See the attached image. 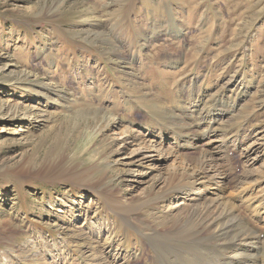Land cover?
<instances>
[{"label": "rangeland", "instance_id": "rangeland-1", "mask_svg": "<svg viewBox=\"0 0 264 264\" xmlns=\"http://www.w3.org/2000/svg\"><path fill=\"white\" fill-rule=\"evenodd\" d=\"M174 116L198 148L177 152ZM124 129L174 157L141 165ZM202 150L225 193L199 203L261 180L233 201L264 233V0H0V264H182L151 236L187 223L163 198Z\"/></svg>", "mask_w": 264, "mask_h": 264}, {"label": "bare ground", "instance_id": "bare-ground-1", "mask_svg": "<svg viewBox=\"0 0 264 264\" xmlns=\"http://www.w3.org/2000/svg\"><path fill=\"white\" fill-rule=\"evenodd\" d=\"M96 34L99 37L103 36V34L100 33ZM94 115L95 117L92 119L93 121L95 120L94 123L97 122V124H104L103 126H101L103 127V131L113 129V127L118 124V122L111 116H107L105 114L97 112H95ZM85 120L87 123L90 122L89 119ZM169 123L172 124L171 128L174 127V133L184 139L179 142V145L174 146L177 152H182L181 150H178L181 147H197L196 144L193 145V134L195 131H192V133L187 134V132H185L184 130L188 127L193 130L192 126L182 124L179 119L175 118V116L172 117ZM95 127V125H92L89 127V129H93ZM200 127V125L196 124L197 129H199ZM97 132H99V129H97ZM134 132L135 131L132 132L129 129H124L123 131L119 132V135H121V137L123 138L124 146L128 143L134 144L139 141V150L143 151L139 153H144V155L142 156L140 154L141 158L140 160H138L141 165H143V162L146 161L147 163H151V165H155V162L158 163L161 159L168 158V156H173V153L170 151L164 152V150L159 147L160 145L158 146V144H156L158 142H156L155 139H139V136H137V134H135ZM163 134L167 135L168 132H163ZM209 135L210 131L202 133L200 135V139L206 140ZM157 139L160 141L159 143L163 144L162 137L160 135ZM199 154L200 155H198V157L193 158V162L195 163V168L193 170H187V167L184 166L182 168V171L175 170L173 172V175L169 176L171 182H177V184L171 185L169 192H167L163 198V203L165 205L169 196L176 192V194H174V199L176 198L177 200H175L177 202L179 199L181 202L179 201L178 204L176 203L174 205L173 203H167L165 206L168 207V211H171L170 213L172 214L182 210V207L192 209V212H190L188 216L189 219L184 222L187 223L183 227H180L181 229L175 234L174 237L172 236L166 239L163 238V241L160 242L161 240H159V238L154 235L151 236V240L155 243L156 248L161 252L167 250L163 248L166 245V248H168L169 246L176 247L174 248L175 251H180L184 249L187 251V253H189L190 251L191 259L189 257H181L175 255L179 258V260H181V262L183 261L182 264H264V233L263 231H258L253 226V224L246 223L242 219L243 213L240 211L241 206L239 204V201H237L238 204H236L237 202L235 203L233 201L234 198L239 200L241 198V195H243L245 192L249 194L248 197H252L254 189L259 188V186H262L261 180L257 181L259 182V185L257 182L247 184L245 183L246 185L240 188L241 191L239 196L237 197H233L230 194H228L229 196L225 195L226 197H223V195L217 193L215 197L199 203V195L203 193V190L209 192L216 189H221L222 193H225L222 187L224 183L221 185L219 182H217L218 180L215 181L211 179V177L209 178V173H214L216 172V170L218 172V170L220 169V165H218V163L221 162V159H219L215 154L211 153L210 150H202ZM175 155L177 154L175 153ZM188 158L189 157L185 156L183 160L191 162V159ZM220 175L222 174L220 173ZM192 184L200 186L201 190L197 191L194 186H190L189 189L185 190L187 185ZM259 208L260 206L252 205L248 209V211L252 214V218L256 222L263 221V217L259 211ZM261 208L264 209V205ZM195 219L196 231L192 235L191 228L189 227H191L193 223H189L190 220ZM230 252H232L233 254L232 257L229 256ZM167 261L168 260H166V262Z\"/></svg>", "mask_w": 264, "mask_h": 264}]
</instances>
